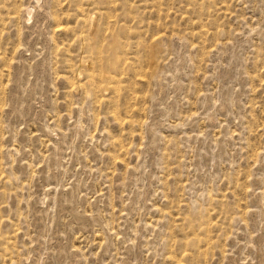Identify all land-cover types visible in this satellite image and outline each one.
Returning a JSON list of instances; mask_svg holds the SVG:
<instances>
[{"label": "rangeland", "instance_id": "1", "mask_svg": "<svg viewBox=\"0 0 264 264\" xmlns=\"http://www.w3.org/2000/svg\"><path fill=\"white\" fill-rule=\"evenodd\" d=\"M0 0V264H264V0Z\"/></svg>", "mask_w": 264, "mask_h": 264}, {"label": "bare ground", "instance_id": "2", "mask_svg": "<svg viewBox=\"0 0 264 264\" xmlns=\"http://www.w3.org/2000/svg\"><path fill=\"white\" fill-rule=\"evenodd\" d=\"M43 0H30L24 7V17L26 20H28L33 14L34 12H32V10L34 9V7L39 6L42 3ZM35 10V9H34ZM33 13V14H32ZM32 14V15H31ZM30 20V19H29ZM28 20V21H29Z\"/></svg>", "mask_w": 264, "mask_h": 264}]
</instances>
